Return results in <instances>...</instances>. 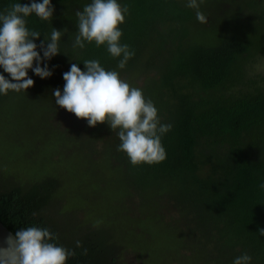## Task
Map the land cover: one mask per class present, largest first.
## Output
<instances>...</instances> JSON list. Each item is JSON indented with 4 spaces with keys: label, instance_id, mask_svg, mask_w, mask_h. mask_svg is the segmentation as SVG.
<instances>
[{
    "label": "trees",
    "instance_id": "1",
    "mask_svg": "<svg viewBox=\"0 0 264 264\" xmlns=\"http://www.w3.org/2000/svg\"><path fill=\"white\" fill-rule=\"evenodd\" d=\"M117 2L128 8L118 25L120 42L134 52L124 69L117 67L122 57L113 58L106 45L85 41L83 49L73 47L76 13L91 0H51L50 20L35 13L26 18V27L41 34L37 45L52 28L62 30L60 53L42 60L50 77L28 70L32 87L0 94V223L12 234L48 228L59 245L76 252L66 264H131L132 255L149 262L145 244L172 231L186 258L199 249L210 252L206 264H233L245 253L250 264H264L258 231L264 229V73L256 71L264 58V0H197L205 23L187 7L189 0ZM14 3L30 0H0V13ZM91 59L140 88L161 124L172 126L161 137L163 161L132 165L117 150L119 129L90 127L55 104L52 93L63 91L62 74L72 63L84 70ZM0 74L9 78L2 68ZM28 111L36 116L32 126L25 122ZM63 136L82 145L84 154L70 149L69 161L85 156L89 166L79 162L84 175L65 171ZM36 162L48 167L23 176L27 169H21ZM75 181L80 200L73 199ZM107 219L123 220L122 230L129 223L127 242L115 240Z\"/></svg>",
    "mask_w": 264,
    "mask_h": 264
},
{
    "label": "clouds",
    "instance_id": "2",
    "mask_svg": "<svg viewBox=\"0 0 264 264\" xmlns=\"http://www.w3.org/2000/svg\"><path fill=\"white\" fill-rule=\"evenodd\" d=\"M187 7L197 9V20L206 22L205 15L198 10L197 0H189ZM53 12L51 0H30L28 4L14 3L0 13V68L9 77L0 74V94L6 95L9 90L26 91L32 87L34 80L28 77V70L41 79L52 75L48 65L45 63L41 67V63L60 53L58 42L62 30L52 28L50 38H44L37 45L34 41L41 34L26 27V18L35 13L47 21ZM127 12V6L122 7L117 0H91L82 12L76 13L78 34L73 47L83 49L85 41H94L97 47L106 45L113 58L122 57L117 67L124 69L134 55L129 45L120 42L122 31L118 25L124 23ZM83 65L84 70H81L72 63L70 70L62 74L63 91L57 88L52 93L55 104L77 119L86 120L90 127L107 123L111 130L119 129L117 150L126 153L132 165L163 161L166 151L161 137L172 126L161 124L154 103L145 99L140 88L121 79L119 72L102 67L99 60H85ZM260 186L264 188V184ZM258 231L264 236V229ZM58 239V235L48 228H20L7 238L4 246H0V264H66L76 252L59 245ZM81 246V242L76 241V247ZM83 254H87V249ZM250 261L251 257L245 253L233 264H250Z\"/></svg>",
    "mask_w": 264,
    "mask_h": 264
},
{
    "label": "rangeland",
    "instance_id": "3",
    "mask_svg": "<svg viewBox=\"0 0 264 264\" xmlns=\"http://www.w3.org/2000/svg\"><path fill=\"white\" fill-rule=\"evenodd\" d=\"M256 71L257 72H262L264 73V58L259 62V64L256 65ZM50 98H47L45 100L48 101ZM48 102H46L45 104V107L48 109ZM14 108V105L12 104L9 108L10 111H12ZM31 113L33 114L35 112V114L38 115L39 113V109L37 108H33L32 106L29 108ZM18 110V108H17ZM36 116H33V115H30V112L28 111L27 113V117L25 118L26 119V124L28 126H32L33 125V119L35 118ZM2 122V120L0 119V123ZM5 125H2L0 124V130L3 129ZM65 136H63L62 138H60L59 142H65L62 146L65 148L66 147V154H68V156H62V159L61 161H63V166H66L65 168V171H69V172H73V174H78L79 176H82L84 175V172H85V164L87 165V161H85V156H82L78 159H73L72 162L69 161V158L72 159V156L73 155H69V153H71L72 151H70V149H74V154L77 152H79L81 155L84 154V149L82 148V145L78 146L76 143H74V146L70 145L69 141H67L68 139L67 138H64ZM53 140V143L54 141L57 142L58 140L56 139V137L54 136V139ZM68 142V143H67ZM72 147V148H71ZM74 147V148H73ZM62 148V147H60ZM84 159V161L86 162L84 165L80 164L81 161ZM4 159H1L0 158V166L1 164L3 163ZM19 161V160H18ZM18 161H16V163L18 164ZM22 160H20V163L22 164L21 162ZM65 161V162H64ZM80 162V163H79ZM19 165V164H18ZM89 166V165H87ZM45 169V167H48L46 166V164H40V163H35L33 165L29 164L27 167H24L23 169L21 170H26L27 169V172L23 174V176H27V175H31L33 174L34 172H40L38 170V168H42ZM63 170V169H61ZM35 173L34 176H37L36 174L40 175L39 173ZM78 181H75V182H72L71 186H74V189H71V190H74L73 193H74V196H75V193H76V196L73 197V199L75 200H80V198H83V196L81 195V192L82 190H78L79 188V184L77 183ZM79 192V193H78ZM115 221V220H114ZM112 219H107V226L109 227L110 231L114 234L115 236V240L118 242V243H121V242H127L126 241V237H128V225L129 223H127V226H126V229L122 230L121 228L123 226L126 225V223L121 220V222L117 221L114 222ZM131 224V222H130ZM133 225V224H132ZM174 231H172L171 234H169L167 237H164V238H161L160 237H153L152 241L149 243V244H145L147 250H148V254H150V259H149V262H147V258L144 256L143 258L139 259L137 258V256H130L131 257V264H206L205 262V257L207 256L206 254H210V252H206L205 250H199L197 249L196 251L194 252H190V256L187 257L189 259L186 258V256L182 253V252H179L181 246H182V242H177V241H174ZM137 240V239H135ZM123 244V243H122ZM127 245H130V246H134L135 247V244L133 242H130L127 244ZM137 247L139 249H142L144 250V246H139L137 245ZM139 257V256H138Z\"/></svg>",
    "mask_w": 264,
    "mask_h": 264
},
{
    "label": "water",
    "instance_id": "4",
    "mask_svg": "<svg viewBox=\"0 0 264 264\" xmlns=\"http://www.w3.org/2000/svg\"><path fill=\"white\" fill-rule=\"evenodd\" d=\"M12 234L5 226L0 223V246L5 245V241Z\"/></svg>",
    "mask_w": 264,
    "mask_h": 264
}]
</instances>
